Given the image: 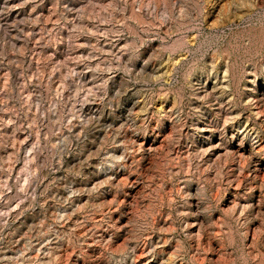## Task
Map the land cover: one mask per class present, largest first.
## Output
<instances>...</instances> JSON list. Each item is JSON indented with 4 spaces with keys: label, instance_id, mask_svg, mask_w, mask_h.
Segmentation results:
<instances>
[{
    "label": "rangeland",
    "instance_id": "rangeland-1",
    "mask_svg": "<svg viewBox=\"0 0 264 264\" xmlns=\"http://www.w3.org/2000/svg\"><path fill=\"white\" fill-rule=\"evenodd\" d=\"M0 264H264V0H0Z\"/></svg>",
    "mask_w": 264,
    "mask_h": 264
}]
</instances>
